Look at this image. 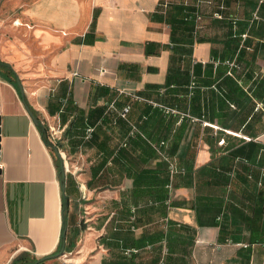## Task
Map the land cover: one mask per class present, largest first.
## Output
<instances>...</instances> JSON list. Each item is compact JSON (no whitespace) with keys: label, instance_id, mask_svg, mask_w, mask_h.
<instances>
[{"label":"crops","instance_id":"crops-1","mask_svg":"<svg viewBox=\"0 0 264 264\" xmlns=\"http://www.w3.org/2000/svg\"><path fill=\"white\" fill-rule=\"evenodd\" d=\"M0 264H264V0H0Z\"/></svg>","mask_w":264,"mask_h":264},{"label":"built area","instance_id":"built-area-1","mask_svg":"<svg viewBox=\"0 0 264 264\" xmlns=\"http://www.w3.org/2000/svg\"><path fill=\"white\" fill-rule=\"evenodd\" d=\"M60 132H61V130L58 127L52 129V135H54V137H57ZM221 143H222V141H221Z\"/></svg>","mask_w":264,"mask_h":264},{"label":"water","instance_id":"water-1","mask_svg":"<svg viewBox=\"0 0 264 264\" xmlns=\"http://www.w3.org/2000/svg\"><path fill=\"white\" fill-rule=\"evenodd\" d=\"M29 113H30V115L32 116V118H33L34 122H36V123H37V119H36L35 115L32 113V111H31V110H29ZM64 188H65V185H63V186H62V189H63V190H64Z\"/></svg>","mask_w":264,"mask_h":264},{"label":"rangeland","instance_id":"rangeland-1","mask_svg":"<svg viewBox=\"0 0 264 264\" xmlns=\"http://www.w3.org/2000/svg\"><path fill=\"white\" fill-rule=\"evenodd\" d=\"M66 155H67V153H66ZM66 159H68V156H67ZM63 173L65 174V176H67V169H66V167H64V169H63ZM64 178H65V177H64Z\"/></svg>","mask_w":264,"mask_h":264},{"label":"trees","instance_id":"trees-1","mask_svg":"<svg viewBox=\"0 0 264 264\" xmlns=\"http://www.w3.org/2000/svg\"><path fill=\"white\" fill-rule=\"evenodd\" d=\"M44 132V131H43Z\"/></svg>","mask_w":264,"mask_h":264}]
</instances>
